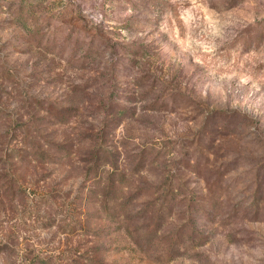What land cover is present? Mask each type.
<instances>
[{
	"label": "rangeland",
	"instance_id": "rangeland-1",
	"mask_svg": "<svg viewBox=\"0 0 264 264\" xmlns=\"http://www.w3.org/2000/svg\"><path fill=\"white\" fill-rule=\"evenodd\" d=\"M0 264H264V0H0Z\"/></svg>",
	"mask_w": 264,
	"mask_h": 264
}]
</instances>
